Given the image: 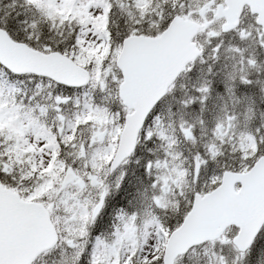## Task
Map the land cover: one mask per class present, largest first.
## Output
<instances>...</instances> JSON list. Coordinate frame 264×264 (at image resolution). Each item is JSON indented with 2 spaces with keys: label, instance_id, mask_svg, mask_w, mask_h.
<instances>
[{
  "label": "snow or ice",
  "instance_id": "6c2138e0",
  "mask_svg": "<svg viewBox=\"0 0 264 264\" xmlns=\"http://www.w3.org/2000/svg\"><path fill=\"white\" fill-rule=\"evenodd\" d=\"M0 264H264V0H0Z\"/></svg>",
  "mask_w": 264,
  "mask_h": 264
}]
</instances>
